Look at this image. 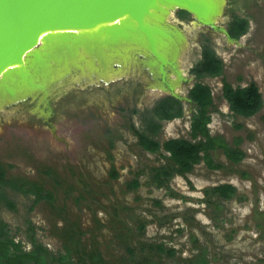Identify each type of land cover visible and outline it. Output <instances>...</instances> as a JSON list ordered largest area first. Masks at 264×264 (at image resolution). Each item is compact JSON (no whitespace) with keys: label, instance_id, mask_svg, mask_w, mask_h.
<instances>
[{"label":"rangeland","instance_id":"rangeland-1","mask_svg":"<svg viewBox=\"0 0 264 264\" xmlns=\"http://www.w3.org/2000/svg\"><path fill=\"white\" fill-rule=\"evenodd\" d=\"M219 2L222 5L223 0ZM170 14L164 16L163 26L173 25L183 32L186 42L178 57L183 80L178 81L169 68L167 80L179 96L187 97L197 82L190 71L201 58L202 44L210 40L224 68L220 77L199 81L209 87L212 96L205 105L211 117L208 129L215 145L242 160L232 164L216 150L208 164L201 162L190 174L174 176L167 187L157 189L152 184L151 171L168 162L159 154L145 152L134 130H142L146 113L170 94L160 78L141 65L142 57L120 75L113 74L109 82L72 80L51 89L47 97L39 94L3 104L0 165L5 179L39 185L53 198L34 203V196L3 190L14 209L0 202V222L26 250L31 248V227L36 240L53 254L63 252V245L76 249L73 242L62 239L65 230H72L81 233L74 238L80 240V249L97 250L108 264H122L127 254L118 244V233L127 234V228L135 229L137 221L145 220L149 224L144 236L131 239L132 244L162 242L176 251L173 259L153 258L155 264H189L202 249L209 264H264V0H226L217 25L225 27L233 15L249 23L247 33L237 41L210 28L195 27L192 20L180 22L178 11L169 18ZM172 40L166 52L169 60L174 59L173 48L181 35ZM118 45L116 50L122 44ZM93 49L92 45L76 49L71 60L58 59V66L48 67L43 76L31 81L46 86L72 67L88 75L101 67L107 72L112 59L108 48L97 54ZM133 49L121 47L115 55L126 61ZM112 71L119 69L114 65ZM250 83L257 85L263 107L244 119L229 111L221 89L224 84L245 87ZM24 89L16 88V96ZM5 91L0 89L3 97ZM182 102L183 117L161 123L156 138L160 143L189 139L196 106ZM112 170L118 174L116 179L110 176ZM137 175L140 188L127 192L126 183ZM219 185L233 186L236 195L226 199L205 194Z\"/></svg>","mask_w":264,"mask_h":264},{"label":"water","instance_id":"water-1","mask_svg":"<svg viewBox=\"0 0 264 264\" xmlns=\"http://www.w3.org/2000/svg\"><path fill=\"white\" fill-rule=\"evenodd\" d=\"M225 2L223 0L218 13L215 0H0V76L9 75L7 82L17 84L19 89L26 80L29 84L19 96H15L12 89L4 84L3 88L8 94L3 97L0 93V106L17 103L39 94L47 97L51 89L66 85L72 80L95 78L109 82L114 75H120L140 57L143 58L141 65L149 69L154 78H160L163 89L169 96L190 102L189 99L179 96L172 83L167 80L168 68L178 81L183 80L178 69V57L186 42L185 35L173 25L157 26L149 23V19L164 9H168L169 14L183 11L191 16L193 26L218 31L232 41L226 30L217 27ZM73 32L92 33L82 37L75 36ZM54 33L59 35L45 37V41L40 42L41 35ZM177 35H181V40L173 48L174 59L166 60L159 50L164 47L167 52L174 44L170 36ZM119 43L122 44L120 49L134 47L133 55L126 61L115 55L120 50H116ZM89 44L94 48L91 51L96 52L95 54L103 47L108 48L112 59L107 72L101 67L88 75L72 67L63 77L53 79L46 86H34L31 81L33 77L43 76L48 67L58 66V59L64 60L68 57L71 60L76 49ZM51 58L53 61H50ZM95 64L102 66L98 62ZM114 65L118 67V72L112 71Z\"/></svg>","mask_w":264,"mask_h":264},{"label":"trees","instance_id":"trees-1","mask_svg":"<svg viewBox=\"0 0 264 264\" xmlns=\"http://www.w3.org/2000/svg\"><path fill=\"white\" fill-rule=\"evenodd\" d=\"M248 20L234 17L229 25V34L234 39H239L248 31ZM200 60L191 69V75L195 77L196 83L189 91L188 97L195 104L196 109L191 117L189 139L177 138L169 139L160 143L156 140L159 136L162 122H171L183 117L182 103L172 97H165L158 101L155 106L146 113L143 119L142 130H134L141 148L150 154H159L167 160V165L153 169L151 175L152 184L161 189L167 187L168 182L174 176H185L190 174L194 167L201 162L208 164L211 152L221 150L225 158L232 164L239 163L243 157H235L233 153L224 146L215 145V140L210 134L208 125L211 117L205 105L211 100V91L208 86L200 83L204 78H217L223 73V62L216 55L209 42L202 44ZM221 98L228 105L229 111L244 119L255 116L263 107L262 95L255 83H250L245 87H233L224 84L221 89ZM166 155H163V153ZM214 170L217 167H212ZM5 169L0 165V202H5L9 209L13 210V203L6 200L3 190L11 189L14 192L31 195L35 197L34 203L41 200L51 202L52 194L45 192L43 188L36 184L21 183L5 179ZM112 179H116L118 174L114 170L110 174ZM138 176L126 183L127 192H136L141 184ZM219 194L226 199L233 198L236 190L231 185H219L213 189L206 190L205 194ZM244 200V198H242ZM160 205V203H157ZM30 223V222H29ZM135 229L127 228L126 233H118V244L125 248L127 257L122 264H155L153 258L157 260L166 257L173 259L176 251L168 248L164 243H141L133 245L131 239L143 237L148 221H137ZM31 227V226H30ZM29 244L31 248L26 250L21 241H16L15 237L8 231L7 225L0 222V264H108L97 250L86 251L80 240H74L81 233L67 231L63 233V240L73 242L76 249L63 245V252L53 254L35 238L33 228L29 230ZM80 249V250H79ZM79 250V251H78ZM145 251L149 254L143 256ZM206 251L202 249L195 255L189 264H209L206 259Z\"/></svg>","mask_w":264,"mask_h":264},{"label":"bare ground","instance_id":"bare-ground-1","mask_svg":"<svg viewBox=\"0 0 264 264\" xmlns=\"http://www.w3.org/2000/svg\"><path fill=\"white\" fill-rule=\"evenodd\" d=\"M215 4L218 6V9H217V12L219 13V11H220V2H219V0H215ZM155 13V12H154ZM166 14H169V10L168 9H164L163 10V12H158V13H155V15L154 16H152V17H150V19H149V23H152V24H154V25H157V26H163V22H164V16L166 15ZM153 15V14H152ZM73 33H75L74 35L75 36H78V35H82V37H85L87 34H89V33H92V32H81L80 34H77L76 32H73ZM51 35H53V37H57V35H59V34H57V33H54V34H43V35H41L40 36V42L42 43V42H44L45 41V37H48V36H51ZM170 38L171 39H173V36L171 37L170 36ZM89 46H91V44H89ZM163 55H164V58L166 59V60H169L168 59V56H167V54H166V49L163 47H161L160 48V50H159ZM165 64H167V62L165 63ZM15 68V67H14ZM25 68V67H24ZM12 71H15L14 69L12 70ZM11 73H13V72H11ZM8 75V74H7ZM9 75L8 76H6V75H1L0 76V89H4L5 90V88H3V85L5 86V87H12V91L14 92V95L16 96V85L17 84H14L13 82H7L8 80H9ZM2 80H6L5 82H1ZM9 83V84H8ZM27 85H29L28 84V82H27V80L25 81V82H23L22 83V86H21V88L22 87H25V86H27ZM34 86H36L35 84H34ZM6 92V91H5ZM8 94V93H7Z\"/></svg>","mask_w":264,"mask_h":264},{"label":"flooded vegetation","instance_id":"flooded-vegetation-1","mask_svg":"<svg viewBox=\"0 0 264 264\" xmlns=\"http://www.w3.org/2000/svg\"><path fill=\"white\" fill-rule=\"evenodd\" d=\"M178 14H179V21L180 22H183V21H186L187 19L188 20H192V18H191V16L189 15V14H187V13H185V12H183V11H178ZM234 17H236L235 15H233L231 18H230V20H229V22L226 24V26L225 27H222V26H217V27H219V28H223L224 30H226V32L228 33V35H229V37H230V39L232 40V41H237L238 39H234V38H232L231 36H230V34H229V25H230V23L232 22V20H233V18ZM239 18H241V19H246V18H242V17H239ZM247 20V19H246ZM193 21V20H192ZM191 21V22H192ZM248 25H249V23H248ZM216 32H218V31H216ZM243 37V36H242ZM240 39V38H239ZM207 42H209L210 43V40L209 39H207L206 40ZM201 50H202V48H201ZM200 55H201V51H200ZM190 75H191V73H190ZM192 76V75H191ZM194 79H195V77L194 76H192ZM196 80V79H195ZM195 84V83H194ZM194 84H193V86H194ZM192 86V87H193ZM192 87L189 89V91L192 89ZM189 91H188V93H187V97H185V98H187V99H189V97H188V94H189ZM165 97H171V96H165ZM165 97H163V98H165ZM163 98H161V99H163ZM173 98V97H172ZM160 99V100H161ZM159 100V101H160ZM190 100V99H189ZM179 101V100H178ZM183 101V100H182ZM182 101H180L181 103H182V106H183V102ZM190 103L191 104H193V102L190 100ZM193 105H195V104H193ZM194 113V112H193Z\"/></svg>","mask_w":264,"mask_h":264},{"label":"crops","instance_id":"crops-1","mask_svg":"<svg viewBox=\"0 0 264 264\" xmlns=\"http://www.w3.org/2000/svg\"><path fill=\"white\" fill-rule=\"evenodd\" d=\"M148 153V152H147Z\"/></svg>","mask_w":264,"mask_h":264}]
</instances>
